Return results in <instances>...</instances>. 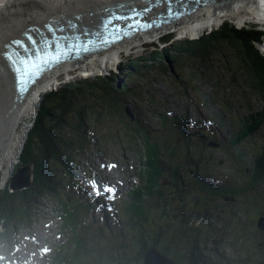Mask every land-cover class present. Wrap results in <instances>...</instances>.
Returning <instances> with one entry per match:
<instances>
[{"label": "rangeland", "instance_id": "1", "mask_svg": "<svg viewBox=\"0 0 264 264\" xmlns=\"http://www.w3.org/2000/svg\"><path fill=\"white\" fill-rule=\"evenodd\" d=\"M75 12L79 14V11ZM234 18H225L219 24L230 21L239 28L254 26L258 29H264V23L249 22L240 25ZM251 19L257 22L256 17ZM217 25L197 31L196 34L193 33L194 35L181 34L176 25L177 32H174L172 36L174 40L187 37L197 38L203 33L217 28ZM161 41H163L162 38ZM165 45L155 37L152 43L135 44L132 48L123 45L118 50H121V61L125 63L129 58L137 61L143 56L150 55L156 47L161 48ZM94 59L96 57L71 66L72 74H63L62 78L50 86L52 89L59 88L67 82H73L88 75L91 77L103 74L110 75L109 69L113 68V65L108 70L104 69H107L111 64L103 69L92 70L91 61ZM163 64L165 65L162 69L157 67L150 72L139 71L138 74L130 78L122 77V74L118 72L119 88L125 84L130 90V93H126L120 101L123 112L114 114L113 112L118 109L115 107L113 111H110V115L100 117L97 113L100 112L101 108L98 106L93 107L97 113L85 111L84 116L90 118L83 126L85 130L83 146L78 147L77 144L68 143V151L73 152L74 162L72 164H74L73 171L76 180L73 181V192L66 185L65 190L66 192L69 191L75 200L82 198V202L87 200L92 205V208L88 209V213L83 218V223L92 227L89 228L90 233L96 227H102L105 236L122 231L121 240H124V245L131 249H135L137 245L134 242L130 243V239L127 238L131 235L126 233V216L121 209L131 200L128 193L130 187L140 183L144 152L141 136L138 135L131 139L130 131L125 125H122L123 123L138 121L151 138H157L163 143L172 145L173 149L177 151L176 153H179L181 148H185L187 143H190L189 153L191 155L196 154L197 147H200L197 142L199 139L203 140V143L205 140L207 142H209L208 140H215L220 143L217 146H210L208 143L203 144V157L198 158L199 167L202 168L201 179L211 183L215 190H223L224 187L233 189L236 185L235 182H238L239 185L243 183L246 175L242 173V169L252 168L254 158L264 142V129L261 128L241 143H237V135L245 127L244 121L249 120L250 109L256 112L262 107V102L250 83L251 77L248 70L236 56L233 47L227 46L203 61H192L184 57L179 65ZM41 93L43 92L41 91ZM126 107H129L133 119L125 113ZM37 108L33 109L29 116H25L19 126V133H23L26 126L30 131L31 124L36 118L34 112ZM103 113L106 112L103 111ZM96 117L97 119L100 118L96 120ZM163 119L165 123H163ZM185 123L187 125L184 131L183 124ZM73 133V123L66 124L61 131L65 138ZM21 146H24L23 143ZM21 146L17 151L13 149L11 152L14 156L19 154V159L8 184H6L9 187L18 167L29 164L21 162ZM184 162L188 163L189 158H185ZM82 168L85 169L87 176L92 177H86L89 180L88 183L85 181L86 178L81 181ZM91 179L103 183L104 189L106 184H115L119 193L109 197V199L105 198L103 201L116 199L114 212L108 211L104 215L105 213L100 211L101 208H95V196L90 194V191L93 190ZM2 180L0 176V186L3 185ZM82 183H84V188ZM85 184L88 188L87 192L84 191L85 194H83V189H86ZM261 189L263 190L262 187L257 190L261 191ZM62 191V189L59 190V196H63ZM221 194L213 197L203 195V198L210 197L207 208L204 206L203 209L202 207L197 209L190 206L189 211L186 209L188 215L185 214L184 227L187 229L191 223L198 225L199 222H203L201 230L203 257L205 259L210 258L211 263L233 264L236 263L234 253L238 246L234 239L235 228L241 223L234 224V229L226 226V219L230 220L232 215L230 211L231 202L224 201ZM175 196L177 197V194ZM185 196L184 192L179 193L178 198H181L179 202L185 203L189 198L191 202L194 201L192 195L189 198H185ZM57 199L50 195L37 197L31 213L27 215L22 224L17 223V233L13 237L10 236L8 248L4 245L6 248L0 250V253L4 254L2 257L0 255L2 264H6V261L8 264H44L56 246L61 244L64 239L66 240L68 232L62 230L61 206L63 204ZM182 199L186 200L183 201ZM255 199L259 201V204L264 205V199H259V197ZM100 205L102 204L100 203ZM214 205H217L218 211L214 210ZM217 213L224 218H222L223 221L220 220L219 222L215 217ZM207 214H213L211 223ZM244 215L248 218V215L241 213L243 219H245ZM150 217L151 215L148 216V218ZM209 224H213L214 227L223 229V231H217L214 234L213 229L208 228ZM246 226H248L247 219L243 227ZM227 231L228 233H226ZM207 233H211L208 239L206 238ZM222 234L224 236L221 237ZM206 263L211 264L208 260Z\"/></svg>", "mask_w": 264, "mask_h": 264}, {"label": "trees", "instance_id": "2", "mask_svg": "<svg viewBox=\"0 0 264 264\" xmlns=\"http://www.w3.org/2000/svg\"><path fill=\"white\" fill-rule=\"evenodd\" d=\"M263 40L264 31L261 29L254 26L239 28L230 21H224L197 38L174 40L172 35H168L163 39L166 45L156 47L150 55L137 61L130 58L125 63L120 61L119 73L122 77L130 78L139 71L150 72L157 67L162 69L165 65L163 63L179 65L184 57L192 61H203L227 46L233 47L236 56L248 70L250 83L262 102V107L256 112L250 109L249 120L244 121L245 127L237 135V142L241 143L261 128L264 129V55L260 52ZM119 81L115 72L83 77L67 82L41 98L36 118L20 154L21 162L32 166V184L22 190L11 191L8 185L0 190V225L3 227V232L0 231V244L16 232L17 223L22 224L31 213L38 196L50 195L63 204L62 230L68 232V237L56 247L46 264H142L151 245H157L161 252L178 264H207L206 260L211 263L210 258L203 257V222L198 225L191 223L185 229V214L188 215L187 211L191 208L203 209L210 203V197L221 193H238L244 198L240 211L249 215L251 186H256V189L262 187L263 190H257L254 197L264 199V142L254 158L252 168L242 169L246 177L239 189L234 186L233 189L224 187L223 190H215L211 183L200 177L202 168L199 167L198 158L203 157L206 141H197L200 147H197L196 154L189 153L190 143L176 153L172 145L151 138L138 121L123 123L129 129L131 139L140 135L143 142L140 183L133 186L129 193L131 200L122 210L126 216V233L131 235L127 238L137 247L131 249L124 245V240H121L122 231L105 236L103 228L96 227L90 233L89 228L92 227L83 223L86 210L64 188L66 180L70 182L72 175L69 161L73 160V152L68 151V143L83 146V126L90 118L84 116L85 111L97 113L93 107L98 106L101 108L97 113L100 117L110 115L115 107L118 109L114 114L123 112L120 101L130 90L125 84L119 88ZM246 106L250 107L248 104ZM69 123H73L74 133L65 138L61 131ZM185 158H189L188 163L184 162ZM60 189L64 197L59 196ZM181 192L186 194L185 198L192 195L194 201L191 202L189 198L185 203L179 202L182 196L178 198V194ZM203 195L210 197L203 198ZM260 209H264V205L257 201L255 210ZM248 232V227H244L242 234L245 237L240 242L239 251H262L264 248L257 246L252 237L248 240Z\"/></svg>", "mask_w": 264, "mask_h": 264}, {"label": "bare ground", "instance_id": "3", "mask_svg": "<svg viewBox=\"0 0 264 264\" xmlns=\"http://www.w3.org/2000/svg\"><path fill=\"white\" fill-rule=\"evenodd\" d=\"M155 1L161 2L163 0H0V176L3 179V185L0 186V189L8 184L19 159V154L18 156L11 154L12 150L15 149L17 151L22 143L24 144L29 132L26 126L25 131L19 133V126L25 119V116H29L30 112L37 108V104L39 107V101L42 95L52 87L50 85L58 81L59 75L71 73L73 71L70 68L71 66L84 63V61L90 58L96 57L94 61H91L92 70L103 69L111 64L107 69H104L108 70L114 61L106 54H91L87 53V51L83 52L86 57L82 59L67 58L64 61V65L50 73L44 74L21 100L14 101V97L17 95H15L13 90V77L1 57L3 45L16 40L23 31L27 30L26 28H33L29 30L30 32H38V29L45 31L46 29L44 30L43 24H49L54 28L60 27L61 29L58 30V33H61V31L66 32L67 30L72 31V27L70 28L71 23L75 24L76 29L77 27L79 29L82 27L91 28V26L98 23L100 16L104 14V9L108 7H115L114 10L118 11L130 6H137L138 8L146 7L149 3L152 6L159 5ZM206 1L204 3L203 0H191L188 3L189 7L186 6L188 13L177 19H175L176 17H172L175 20L171 26L176 27L177 25L181 34L192 35L205 28L214 27L228 17H235L240 25L249 22L264 23V0ZM169 2L170 9L175 11L172 9V6L174 7L172 0H169ZM143 3H146V5H143ZM119 4L123 5L117 8L116 6ZM75 11H79V14H76ZM253 17L257 18V22L251 19ZM158 32L161 31L155 30L137 36L133 40L124 42L125 44L123 45H128L131 48L135 44L141 45V42H138L140 39L152 37ZM43 41L39 40L38 42L41 44ZM123 45L119 44L115 51L119 52L118 48ZM261 52L264 55V44L262 45ZM71 60L72 62L70 63ZM36 112L37 110L34 112V115ZM20 149L22 151L23 147ZM2 171L4 172L2 173Z\"/></svg>", "mask_w": 264, "mask_h": 264}, {"label": "flooded vegetation", "instance_id": "4", "mask_svg": "<svg viewBox=\"0 0 264 264\" xmlns=\"http://www.w3.org/2000/svg\"><path fill=\"white\" fill-rule=\"evenodd\" d=\"M235 184H237V189H239L238 188V187H240L239 183L235 182ZM256 190H257L256 186H251L250 197L252 199V204L249 207L250 214L248 215V218L245 215H244L245 219H243L241 217L240 205H241V202L243 200V197L240 196L238 193H236L235 194V200L232 202L231 208H230V211L232 213L231 218H230V220L226 219V226L231 228V229L232 228L234 229V227H233L234 224L236 225L238 222L241 223V225H237V227L235 228L234 239L237 242L238 246L236 247V252L234 253V257H236V263H233V264H253V263L264 264V249L262 251H252L249 253H242L239 251L240 242H241L242 238L245 237V235H243L241 231H242L244 224L246 223V219L248 221V229H249V232L247 235L248 240H251V237H252V240L255 241L257 246L264 248V231L258 230L257 226H256L257 221L260 218V216H264V209H260L258 211L255 210V203L257 201H256L254 195L256 193ZM208 206H209V204H206L205 208H207ZM214 210L218 211L217 205H214ZM205 212L208 213L207 210H205ZM208 216H209V220L211 223V221L213 220V214H209ZM215 217L219 220V222L223 218L218 213ZM209 225H210L211 229H213L214 234H216L217 231H219V232L223 231V229H218V227H214L213 224H209ZM251 228H253V231H251ZM226 233H228V231ZM232 234H233V232H232ZM210 235H211V233H207L206 238L208 239L210 237Z\"/></svg>", "mask_w": 264, "mask_h": 264}, {"label": "water", "instance_id": "5", "mask_svg": "<svg viewBox=\"0 0 264 264\" xmlns=\"http://www.w3.org/2000/svg\"><path fill=\"white\" fill-rule=\"evenodd\" d=\"M186 3H189L191 0H183ZM204 3H206V0H203ZM123 4H119L116 6L117 8L121 7ZM115 7H108L106 10H114ZM120 13H124L126 11L118 10ZM132 17V16H129ZM260 43L258 44V46ZM26 87L24 86L23 82H19V86L16 89L14 101L21 100L25 94ZM126 112L128 115L132 117L131 111L129 107H126ZM210 146H217L218 143L214 141H210L208 143ZM30 164H27L25 166H19L16 173L13 175L10 187L13 190L17 189H24L30 186L31 184V177H32V169L30 167ZM223 199L225 201L233 200L234 198L232 196H223ZM257 228L261 231H264V216H260V218L257 221L256 224ZM142 264H178L175 262L169 255L161 252L157 245H151L147 252L144 255Z\"/></svg>", "mask_w": 264, "mask_h": 264}]
</instances>
